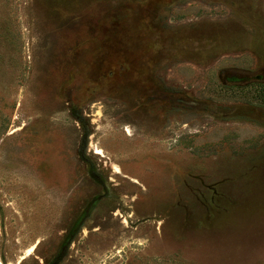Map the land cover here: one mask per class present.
<instances>
[{"label": "rangeland", "instance_id": "374dc122", "mask_svg": "<svg viewBox=\"0 0 264 264\" xmlns=\"http://www.w3.org/2000/svg\"><path fill=\"white\" fill-rule=\"evenodd\" d=\"M0 264H264V0H0Z\"/></svg>", "mask_w": 264, "mask_h": 264}]
</instances>
